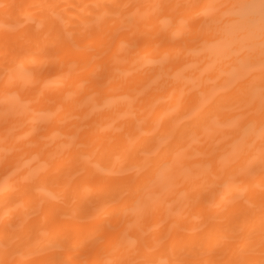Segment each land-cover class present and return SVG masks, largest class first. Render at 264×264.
<instances>
[{
  "label": "bare ground",
  "instance_id": "1",
  "mask_svg": "<svg viewBox=\"0 0 264 264\" xmlns=\"http://www.w3.org/2000/svg\"><path fill=\"white\" fill-rule=\"evenodd\" d=\"M0 264H264V0H0Z\"/></svg>",
  "mask_w": 264,
  "mask_h": 264
}]
</instances>
